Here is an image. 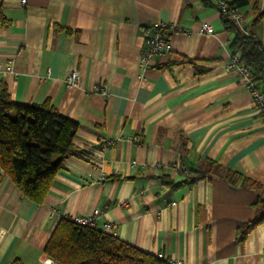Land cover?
<instances>
[{
	"label": "crops",
	"instance_id": "0c3cea01",
	"mask_svg": "<svg viewBox=\"0 0 264 264\" xmlns=\"http://www.w3.org/2000/svg\"><path fill=\"white\" fill-rule=\"evenodd\" d=\"M255 6L264 0L242 11L264 46ZM0 11L8 20L0 88L17 103L49 100L78 123L75 152L42 203L0 170V264H47L44 246L61 216L96 210L97 229L178 264H264V221L242 238L259 191L212 172L186 183L174 169L193 175L213 161L259 183L264 198V126L225 70L233 35L212 0H0ZM202 22L214 33L201 32ZM159 24L175 26L171 51L141 69L145 37ZM73 69L79 85L67 86ZM99 83L108 96L93 91ZM258 85L264 91V73Z\"/></svg>",
	"mask_w": 264,
	"mask_h": 264
},
{
	"label": "trees",
	"instance_id": "16d2710c",
	"mask_svg": "<svg viewBox=\"0 0 264 264\" xmlns=\"http://www.w3.org/2000/svg\"><path fill=\"white\" fill-rule=\"evenodd\" d=\"M228 3L242 8L249 0ZM253 14L252 24H256L264 16V7L255 6ZM221 18L224 28L233 35L229 45L231 53L238 55L240 63L251 72L252 81L259 87L264 73V46L251 28L245 34L228 14L221 15ZM7 23L0 11V24ZM77 129L78 123L63 115L49 100L17 103L0 88L1 172L11 178L24 197L42 203L63 162L75 152ZM208 163L207 169L193 175L187 172L184 182L193 183L212 172L221 174L232 186L259 191L254 204L255 216L244 224L243 238L264 221L263 188L250 178L224 169L213 161ZM162 182L166 186L172 185L167 178H162ZM44 253L56 264H169L165 258L141 250L95 226H82L64 217L54 226Z\"/></svg>",
	"mask_w": 264,
	"mask_h": 264
},
{
	"label": "built area",
	"instance_id": "2783aa9c",
	"mask_svg": "<svg viewBox=\"0 0 264 264\" xmlns=\"http://www.w3.org/2000/svg\"><path fill=\"white\" fill-rule=\"evenodd\" d=\"M215 4V7L220 15L228 14L233 22L238 26V28L247 34L248 25L245 21L244 14L241 7L231 5L228 3L227 0H212ZM21 4H24L26 0H20ZM175 28L172 24H159L155 27L154 31L145 37L143 50L140 55V68L145 69L149 65V60L153 56L158 55H165L171 51L170 43L167 37V32H170ZM180 31H183V28H179ZM200 31L206 34H213L214 28L202 22L200 24ZM225 70L234 72L236 76L240 78L241 83L247 88L249 91L252 103L257 111L259 120L261 121L262 125L264 126V91L257 87L256 84L252 81V74L251 72L245 68L239 61V57L236 54H231L228 63L225 66ZM80 80V73L78 70L73 69L69 72L66 77L65 83L67 86L72 85H79ZM93 91L99 93L100 95L106 97L108 96V90L105 85L103 84H94ZM132 142H139L138 136H132L130 138ZM113 143V139H107L104 143V146H109ZM175 171L181 173H187L185 170L183 171L181 167L177 166L174 168ZM172 205L175 203L172 202ZM53 214L59 215V210L54 209L52 211ZM99 213L96 210L92 216H68L63 215L61 217L71 219L76 224L82 226H95L94 219L96 215ZM111 224L106 223L104 225V229L108 230ZM159 257L165 258L169 264H178L172 258L166 257L163 254H158ZM47 264H56L52 260L47 261Z\"/></svg>",
	"mask_w": 264,
	"mask_h": 264
},
{
	"label": "bare ground",
	"instance_id": "6f19581e",
	"mask_svg": "<svg viewBox=\"0 0 264 264\" xmlns=\"http://www.w3.org/2000/svg\"><path fill=\"white\" fill-rule=\"evenodd\" d=\"M179 173V172H178Z\"/></svg>",
	"mask_w": 264,
	"mask_h": 264
}]
</instances>
